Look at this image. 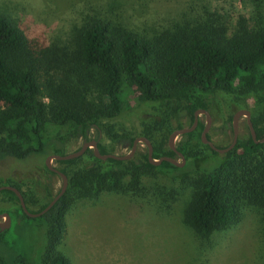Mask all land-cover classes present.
<instances>
[{"label":"trees","instance_id":"16d2710c","mask_svg":"<svg viewBox=\"0 0 264 264\" xmlns=\"http://www.w3.org/2000/svg\"><path fill=\"white\" fill-rule=\"evenodd\" d=\"M235 89L264 94V11L258 6L246 15L231 0H200L163 22L140 27H132L112 9L95 10L47 44L29 39L0 9V162L34 154L64 155L69 137H87L90 127L102 120L144 110L155 114L157 127L148 126L144 134L152 143L154 159L173 157L172 150H162L166 137L157 138L153 131L171 118L186 117L191 126L194 112L208 110L218 91ZM130 93L135 106L126 99ZM47 125L67 128L68 133L46 137ZM203 127L198 121L183 136L200 138ZM254 130L257 139L264 137V129ZM98 148L107 153L99 143ZM207 148L209 155L197 154L187 141L177 143L187 159L183 167L166 160L151 164L147 150L127 160H100L93 154L88 167L59 169L67 176V188L46 212L29 217L20 204L6 212L16 222L43 221L46 245L41 264H68L56 251L65 231V213L74 202L94 201L102 193L147 198L165 213L178 200L180 224L205 248L212 244L213 234L235 227L249 212L264 242V142L249 135L221 156ZM86 152L93 153L90 147ZM78 158L56 161L72 164ZM153 172L181 184L144 186L143 176ZM8 180L0 177V184L11 185ZM1 191L19 202L12 190ZM48 201L30 211H41ZM7 229L0 228V264H7L4 253L13 252L5 238ZM11 262L37 264L18 253Z\"/></svg>","mask_w":264,"mask_h":264},{"label":"rangeland","instance_id":"374dc122","mask_svg":"<svg viewBox=\"0 0 264 264\" xmlns=\"http://www.w3.org/2000/svg\"><path fill=\"white\" fill-rule=\"evenodd\" d=\"M199 1L0 0V9L18 22L29 39H38L47 44L55 36L63 37L74 23L81 21L82 15L95 10L104 12L112 9L132 27H140L145 23L163 22L166 17ZM231 1L246 15L252 13L256 6L264 11V0ZM258 95H248L235 89L233 92L218 91L212 97L207 110L210 126L206 136L215 146L224 148L231 143L232 117L239 109L249 110L254 129H264V94ZM133 97V93L126 96L131 106L136 103ZM154 116V113L145 110L129 111L113 120H102L90 127L87 137H69L63 145V152L73 153L86 141L95 139L107 153L128 154L135 137H145L148 126L157 127ZM198 121L205 125L207 117L203 112L199 113ZM188 125L186 117L171 118L161 130H154L157 138L161 139V135L166 137L162 150H169L167 140L171 131ZM67 133V128L47 125L45 136ZM249 135L247 115L244 114L238 120V139ZM180 141H187L192 153L209 155L207 144L198 135L191 138L183 134L175 135L174 145ZM90 148L93 149L92 146ZM146 150V144L139 141L131 158H139V153ZM222 154L218 153L219 156ZM92 155L85 152L72 164L60 163L54 158H50L48 163L57 169L88 167L92 165ZM174 157L182 161L179 156ZM46 162L47 156L36 154L24 160L6 158L0 162V177L9 179V184L19 188L31 211L38 210L62 186L60 175L44 170ZM186 163L185 157L184 165ZM142 181L146 187L164 185L175 188L181 184L179 180H172L158 172L147 173ZM177 202L165 213L159 211L154 203L150 204L147 198L131 200L113 193H102L94 201H76L65 213V231L56 251L66 257L68 264H264L263 237L253 214L247 212L235 227L213 234L212 244L205 248L190 230L180 224ZM18 207L19 202L10 200L0 190V213ZM5 220L6 216L0 218V221ZM7 231L5 238L13 247V252L4 253L7 264H13L9 261L15 253L41 264L46 245L43 221L16 222L11 219Z\"/></svg>","mask_w":264,"mask_h":264},{"label":"water","instance_id":"95a60500","mask_svg":"<svg viewBox=\"0 0 264 264\" xmlns=\"http://www.w3.org/2000/svg\"><path fill=\"white\" fill-rule=\"evenodd\" d=\"M200 112H203L207 117V121H206V123H205V125H204V127L200 133L201 141L203 143L207 144L213 150L217 151L218 153H225V152L231 150L235 146L237 139H238V120L244 114L247 115V125H248L249 133H250V136L252 137V139L255 142H264V137H262L260 139L256 138V132L254 130V127H253L252 122H251L250 117H249V115H250L249 110L242 108V109L237 110L232 117V134H233V137H232L231 143L227 147H224V148L216 147L212 143V141H210L206 136L208 129H209V126H210V115H209L208 111L205 109H197L194 112L193 124L191 126H188V127H181L178 129H174L169 134V137L167 140V144L169 146V149L174 152L175 156H179L182 159L181 162L177 161L176 157H174V156L173 157L162 156L159 159H154L152 143L147 137H144V136L135 137L133 139L130 152L128 154H125V155H117L114 153L102 154L99 151L97 140L91 139V140L86 141L79 149H77L73 153L64 154V155H50L47 157L46 165H47L48 169H50L54 173H57L58 175H60V177L62 178V186L59 189L58 193L56 195H54L48 201L47 205L41 211L31 212L25 204L22 193L16 187H14L12 185H1L0 190H3V189L12 190L16 194L18 201H19V204H20V207L24 211V213L26 215H28L29 217H37V216L43 214L44 212H46L57 201V199L65 192V190L67 188V184H68V179H67V176L65 175V173H63L62 171H60L56 167L51 166L48 163V160L50 158H54L56 160H67V159L76 158V157L83 155L86 152L87 148L90 146H92V148H93L92 150H93L94 156L100 160H107L108 158H113V159H117V160H127V159H130L134 155L138 142L143 141L147 146V158H148L149 163L159 164L162 160H166V161L172 163L173 165H175L177 167H182L185 163V156L182 152H180L179 150L176 149V146L174 145V136L180 135V134H185V133L193 131L198 124V116H199ZM2 216H6V220L0 221V228L1 229L9 228L10 224H11V218H10L9 214L7 212H2V213H0V218H2Z\"/></svg>","mask_w":264,"mask_h":264},{"label":"flooded vegetation","instance_id":"af4514ba","mask_svg":"<svg viewBox=\"0 0 264 264\" xmlns=\"http://www.w3.org/2000/svg\"><path fill=\"white\" fill-rule=\"evenodd\" d=\"M217 147V146H216ZM227 147V146H226Z\"/></svg>","mask_w":264,"mask_h":264}]
</instances>
